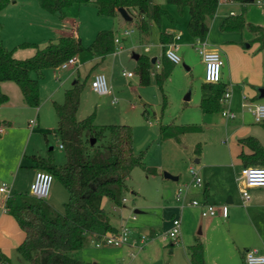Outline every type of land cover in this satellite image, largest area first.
Instances as JSON below:
<instances>
[{
	"label": "rangeland",
	"instance_id": "374dc122",
	"mask_svg": "<svg viewBox=\"0 0 264 264\" xmlns=\"http://www.w3.org/2000/svg\"><path fill=\"white\" fill-rule=\"evenodd\" d=\"M160 5L169 10L175 23L167 17L159 25L149 19L145 34L139 32L138 22L131 16L125 21L119 18L120 15H99L91 2L69 6L63 19L43 10L38 0H10L0 11V38L4 46L14 48L13 56L18 59L29 57L35 52V48L19 47L18 44L22 42H32L42 48L49 41L57 42L59 36L77 32L82 44L88 46L97 31L102 29L112 30L120 37V42L114 44L116 54L104 55L101 60L103 67L97 69L106 76L110 88L108 94H97L89 87L96 69L92 68L91 53L87 50L78 53V67L42 70L37 108L25 104L15 82H6L10 85L9 103L3 105L0 102V125L3 127L0 133V186L5 184L11 188V195L16 198L21 193L29 194V184L34 175L29 156L37 154L47 157L49 147L53 148L51 156L54 163L65 161L64 151L58 147V140L52 133L57 123L53 102H63L65 89L78 80L82 83V89L77 117L82 119L94 113L95 124H127L133 133V150L135 153L145 151L143 166L134 167L127 178L129 190L124 195L128 200L124 213L127 216L134 213L136 218L132 223L139 225L145 233L151 230L153 239L149 238L143 250L136 252L134 257L122 252L119 256L104 255L103 261L98 263L191 264L186 247L194 242L193 238H199L204 248L205 264H244L243 253L246 249L255 248L264 253V192L257 199L252 195L248 202L243 203L240 187L234 179L241 167L231 161L228 149L237 140L236 137L240 136L235 129L241 120L248 126L263 129L259 123H252L246 110L241 111L240 98L245 95L248 99H255L259 88L264 89V45L261 46L256 40L250 41L247 29L230 32L219 29L221 20L230 11H233L232 14L240 12L238 2H220L213 19L208 18L209 29L205 39L219 48L220 56L225 60V65L220 69V82L229 91V105L237 113V118L224 125L221 121H225V118L220 111L204 113L200 108L204 65L186 30L189 17L187 8H183L180 13L175 5L167 4L165 0H161ZM244 18L247 23L264 26V4L255 1L247 3ZM167 27L181 33L176 40V52L181 60L172 64L170 75L161 88L153 78L148 85H142L135 70L137 60L132 54L160 56L162 47L159 45V33ZM129 28L134 31L123 36L124 29ZM246 42L249 47L244 48ZM145 47L149 50L145 51ZM153 65L154 71H160V65L158 68L155 63ZM123 71H130L133 76L127 77L122 74ZM31 76L36 77V74L32 72ZM186 95L188 99H185ZM260 100L264 101V97ZM30 119L37 120L39 125L31 128ZM160 124L195 125L201 127L202 131L180 134L177 140L163 139ZM198 142L201 144V157L196 163L194 158L198 156L194 149ZM215 150L225 153L220 162L225 163L221 171L228 177L226 186L233 197L228 207L229 217L201 216L199 208H190L185 202L181 217V238L173 240L167 235L171 224V221H166L169 216L164 220L162 216L171 214L174 206L184 202L192 179L189 167L196 169L202 178V164ZM147 168H154L155 173H149ZM164 173L176 179L167 178ZM180 186L182 196L177 199L176 192ZM4 194L0 193V198ZM227 198L222 197V201L225 202ZM196 199L204 200L200 195ZM67 200V191L53 178L45 201L62 212L63 203ZM101 205L106 211H111L109 199L104 198ZM134 209L138 212H134ZM161 236L166 237V240H161ZM118 249V246L110 245L97 247L94 241H88L74 254L88 264L92 262L91 256L101 252L117 253ZM10 264L28 263L23 259H12Z\"/></svg>",
	"mask_w": 264,
	"mask_h": 264
},
{
	"label": "trees",
	"instance_id": "16d2710c",
	"mask_svg": "<svg viewBox=\"0 0 264 264\" xmlns=\"http://www.w3.org/2000/svg\"><path fill=\"white\" fill-rule=\"evenodd\" d=\"M10 0H0V11ZM220 0H165L173 4L181 13L183 8L188 10L186 30L194 39H203L207 33L206 18L216 12ZM239 1L247 4L249 0ZM40 7L59 18L65 14L66 8L73 4L91 2L99 15L115 16L119 9L133 14L138 18L137 28L144 33L147 30L145 17H149L157 25L165 17L173 21L170 12L159 3L152 0H38ZM245 6L238 14L225 16L219 29L223 32L242 31L247 29L264 45V27L252 25L245 21ZM1 28V25H0ZM114 32L109 29L97 31L88 46H84L79 37L64 35L57 42H48L42 48L32 42H22L19 47L35 48V52L26 58L18 59L13 56V49L3 45L0 38V82H15L23 96L26 105H39V81L43 78L42 70L57 68L69 57L83 50L104 56L114 51ZM173 35L160 31L159 43L162 53L155 56L160 63V71H154V63L146 54H139L136 73L139 83L148 85L152 78L162 87L169 77L172 62L165 56V45L172 42ZM164 46V48H163ZM34 72L36 77H32ZM82 83L75 80L70 88L65 89L63 102H53L57 118L52 130L57 137L65 155V161L56 164L49 155L42 157L32 154L29 156L36 168L50 172L68 193L67 202L63 203V211L59 212L44 199L35 198L28 193H21L18 198L13 195L5 199V208L11 214L18 226L24 232V239L17 246L20 257L29 264H86L74 254L86 245L92 236L98 239L105 233H116L118 229L109 223V213L101 203L104 198L114 206L123 205L122 197L129 190L127 178L136 166H143L145 151L135 153L133 150V133L127 124L98 125L94 123L93 114L78 119L76 112L80 102ZM226 86L217 83L202 82L200 85V108L204 113L221 110V98ZM7 96L0 92V102ZM145 114V111L143 112ZM147 116V115H145ZM264 129V119L257 122ZM195 125L160 124L161 138H173L192 132ZM93 139V143L91 140ZM247 146L250 153H240L243 165L264 166V146L256 137L246 136L238 140ZM155 173L154 168L146 169ZM203 244L199 238L187 245L186 252L191 264H205L203 259ZM8 258H3L0 264H8Z\"/></svg>",
	"mask_w": 264,
	"mask_h": 264
},
{
	"label": "crops",
	"instance_id": "0c3cea01",
	"mask_svg": "<svg viewBox=\"0 0 264 264\" xmlns=\"http://www.w3.org/2000/svg\"><path fill=\"white\" fill-rule=\"evenodd\" d=\"M152 1L154 3L161 4V0H159L158 2H155L154 0H152ZM220 2H238L239 5H240V12L242 11V6H245V10H246V4H243V3L239 2V1H225V0H220L219 3ZM232 12L233 11H230V14H232ZM117 15L118 16L120 15L119 18H122L123 20L128 21V19H126L125 17H123L120 13L116 14L115 17ZM127 15L128 16H131L132 19H135L138 22L139 16L137 15V13L135 11L133 12V14L127 13ZM213 16L206 18V24H207L208 18L211 20V19H213ZM63 18H64V16L62 18H59V19H63ZM145 19H146V22L148 23V20L150 18L149 17H145ZM172 23H175V22L172 21ZM249 24H251V23H249ZM252 25H254V24H252ZM208 29H209V27H208V24H207V31H208ZM129 30H131V28H129ZM147 30H148V27H147ZM147 30H146V32H147ZM163 31L169 32L172 35H174L176 33H180L178 31H176L175 28H169V27H167ZM146 32H144L143 34H145ZM249 34H250V39H249L250 41L251 40H256L254 38V35L251 32H249ZM62 36H64V35H62ZM71 36L79 37L78 34H77V32L73 33V35H71ZM123 36H125V35H123ZM59 37H61V36H59ZM196 40L197 39L192 38V41L191 42H193L192 43L193 46H194ZM175 42H176V40H175ZM159 45H161V43ZM245 45H247V46H245ZM161 47H162V45H161ZM215 47L218 49V51L220 53L219 48L217 46H215ZM243 47L244 48L249 47V43L246 42L243 45ZM21 48H27V47H21ZM11 49H14V48H11ZM148 50H149V48H148ZM148 50H145V51H148ZM89 53L92 54V55L90 54L91 59H92L91 60L92 68L95 67V69H96L95 71L96 72H101V70H97V69H99V67H103V66H101L102 65L101 60H103L105 56H101V55H99L97 53H94V52H89ZM115 54H116V52L113 51L112 52V55L114 56ZM77 55L78 54H76V56ZM221 58L223 60V65H225L224 58L222 56H221ZM99 59H100V61H99ZM92 61H94V62H92ZM96 72H94V73H96ZM93 74H92V76H93ZM6 82H8V81H1L0 82V92L1 93H4L7 96V100L4 101V102H1V103H4L3 105H7L9 103V92H8L9 90L8 89L10 88V85L8 83H6ZM261 90H264V89L263 88H259V91H258V94H257V98H255V99H248L245 95H241V98H240L241 103L243 101L264 102V101H261L260 100L262 97H264V95H261ZM226 91H228V90L226 89ZM228 93H229V91H228ZM229 98H230V93H229L228 101H229ZM228 101L221 104V109L227 108V106L229 105V102ZM241 103H240L241 111H244L245 109L241 106ZM228 107L231 109L230 105ZM76 117H77V112H76ZM250 117H251L250 120H252V123H257V122H255L253 120L252 116H250ZM235 118H237V113L236 112H235V117L234 118H232V119H226L225 121H221V123H223L224 125H226L229 121H231V120H233ZM38 125H39L38 121L35 120V126H38ZM196 130L197 131H202L201 130V127H198ZM235 131H236V134L237 135H240V136L239 137H236L237 140L235 142H233L232 143V146L230 147V149H228V156L230 157V159H231V161L233 163H235L236 165L238 164V165H240V167H242L243 166V162H242V159L240 158V153L241 152L250 153L251 150L247 146L242 145L238 140L240 138H243V137H246V136H253V137H256L259 140V142L264 146V129H260V127L248 126V125L245 124V121H242L241 120V124H239L237 126V129H235ZM231 133L233 134V132H231ZM224 141L225 140H223L222 142H224ZM58 143H59L58 144V147L60 149H62L59 146L60 145V142L59 141H58ZM194 152L198 156L197 158L196 157L194 158V162L197 163V162L200 161V157H201V155H200V152H201V144L199 142L195 145ZM35 155H37V154H35ZM223 156H225V153L223 151L217 152L216 150L214 152H212L208 156L209 157V158H207L208 160L205 161L204 164H202V168L200 169V171L202 172V180L204 181L203 184H202V186L201 187H193V186H191L189 184V187H188V189L186 191V195L184 197L185 198L184 202H182L180 205L174 206L173 207L174 208L173 209L174 212H171V214H168L166 217H163L162 216V220H164L165 218L167 219V217L169 216L168 219L166 220L167 223H170L172 217H179L180 218V221H181L182 220L181 219V217H182V210H183V208L185 206V204H184L185 202H187V206H191L190 208L196 207V208H199L200 211H201V208L199 206H193V205H191L189 203L192 199H196L197 198V195H200V196H202L204 198V200H202L200 202H203V201L204 202H209L210 199L212 198L213 200L211 202H209V203L215 204L217 206L222 205V204H227L228 207H229V204H231L233 202V197L230 195L231 194V191L226 186V179L228 177H226V175L224 176L223 173H222V171H221V168L225 166V163L220 162V160L223 159ZM211 159H213V160H211ZM31 166L33 168V172H35V170L38 169V168H36L33 165L32 162H31ZM237 177H238V175H236L234 179H235V181L238 183V185L240 187L241 185H240V182L237 179ZM55 180H57V179H55ZM186 183H188V182H186ZM258 188H261V190H257ZM262 188L264 189V187H252V188H250L249 191H252L253 193L250 194V198L248 200L244 201L243 203L248 202L251 199V196L252 195L255 196L256 199H257V196L259 194H263V192H264V190H262ZM10 191H11V188H10ZM0 193H3V192L0 191ZM10 194H11V192H10ZM222 194H223L222 197L228 196V198L225 200V202L222 201V197H221ZM5 199H6V195L4 194V196H2L0 198V261H2L3 258L5 257V258H8V261H9L8 264H10V262H11L12 259H16V260H21L22 259L20 257V255H19V253H18V251H17L16 248L22 242V240L24 239V232L18 226V224L15 221L14 217L7 212V210H6L5 206H4ZM127 201L128 200L126 199V201L123 203V205L121 207L114 206L111 203V211H108V213H109V223L112 226H114L116 229H119L122 225H128V226H130L131 233H130V237H129V243L124 244V245H121V246H118L119 249H118L117 253H115V252H112V253L111 252H103L102 253L101 252V253H99V255H93V256H91V261L92 262H89L88 264H99L98 261L99 262L103 261V259L105 258L104 255H110L111 254V256L113 257L114 254L119 256V254H121L122 252H124L126 255H129L130 257H134V255L136 254V252L143 250V248L139 250L135 246H133L132 241L134 239H137L138 236L141 233L147 234L149 236L150 240L153 239V236L154 235H153V233H152L151 230L149 232H146V233L143 232L142 228L139 225H136V224L132 223V220H135V219H132L131 218V215L132 214H130L128 216L125 215V213H124L125 210L124 209L126 208ZM134 212H138V210L137 209H134ZM220 217H222V216H220ZM227 217H229V209H228V216ZM168 227H170V226H168ZM180 231H181V226H180ZM178 237H179L178 239L181 238L180 233H179V236ZM193 239H195V238H193ZM95 240H96V237L95 236H92L89 239V241H94V243H95ZM161 240L165 241L166 239H165V237H162L161 236ZM179 241H181V240H179ZM95 246H97V245L95 244ZM97 247H99V246H97Z\"/></svg>",
	"mask_w": 264,
	"mask_h": 264
},
{
	"label": "built area",
	"instance_id": "2783aa9c",
	"mask_svg": "<svg viewBox=\"0 0 264 264\" xmlns=\"http://www.w3.org/2000/svg\"><path fill=\"white\" fill-rule=\"evenodd\" d=\"M258 4H264V0H253ZM133 32V29H125L122 34L128 35ZM180 33H176L173 35L172 42L165 45L164 54L165 56L172 62L178 63L181 58L177 54V43L175 40L179 39ZM114 44L120 42V37L114 36ZM148 50V47L144 48ZM194 49L197 54L200 56L203 65H204V82L208 83H217L220 81V69L223 65V60L220 56L218 49L209 44L205 38L197 39L194 44ZM155 67H159V62L155 61ZM79 61L76 55H73L63 61L58 67L62 69H68L70 67H78ZM123 75L127 77H131L133 75L132 72H122ZM90 88L96 92L97 94H108L110 93V88L107 84L106 76L102 72H96L90 79L89 82ZM229 93L225 91L220 102L225 103L228 101ZM114 101V100H113ZM241 106L252 116L255 122H259L264 119V102H255V101H243ZM221 115L226 119H232L235 117V112L231 110L229 107L221 109ZM35 125V120H29V126L32 128ZM3 132V127L0 125V133ZM62 148V144L59 145ZM189 173L192 176L190 185L193 187H201L202 186V178L199 172L193 167H189ZM53 175L44 170V169H36L33 175V179L29 184V195L44 199L47 197L49 193L50 184L53 179ZM237 179L240 182V196L242 201H246L250 198L249 189L252 187H264V166L257 165H243L240 168V172L238 174ZM0 191L6 193V198L11 196L10 188L5 184L0 186ZM182 196V186L178 187L176 192V197L179 199ZM126 201L125 197H122V202ZM193 206H199L201 208L200 214L201 216H214L220 215L223 218L228 216V205H215L209 202H200L197 199H192L189 202ZM132 219H135V214L131 215ZM181 221L179 217H172L170 227L167 230V235L171 239L175 240L179 236L180 233ZM131 233V228L128 225H122L116 233H105L102 234L98 239L95 240V244L97 246L100 245H110V246H121L129 243V237ZM166 238V237H165ZM149 239L147 234L141 233L137 239L132 241L133 246L137 249L144 248L147 240ZM243 261L244 264H264V253L259 252L257 249H246L243 253Z\"/></svg>",
	"mask_w": 264,
	"mask_h": 264
},
{
	"label": "water",
	"instance_id": "95a60500",
	"mask_svg": "<svg viewBox=\"0 0 264 264\" xmlns=\"http://www.w3.org/2000/svg\"><path fill=\"white\" fill-rule=\"evenodd\" d=\"M249 1H253V0H249ZM118 11H119V13H120L123 17H125L126 19L128 18L127 12H126L124 9L120 8ZM245 46H247V45H245ZM138 55H139V54H137V53H133V54H132V57H133L135 60H137V59H138ZM155 60H156V57H155V56H154V57H151V62H152V63H154ZM186 68H187V67H186ZM261 95H264V90H261ZM185 99H188V95H186ZM91 143H93V139L91 140ZM164 175H165V177H167V178L176 179L175 177H173V176H171V175H169V174H167V173H164Z\"/></svg>",
	"mask_w": 264,
	"mask_h": 264
}]
</instances>
